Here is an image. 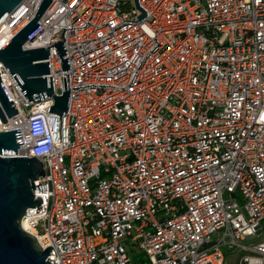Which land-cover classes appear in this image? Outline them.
<instances>
[{
  "label": "built area",
  "instance_id": "built-area-1",
  "mask_svg": "<svg viewBox=\"0 0 264 264\" xmlns=\"http://www.w3.org/2000/svg\"><path fill=\"white\" fill-rule=\"evenodd\" d=\"M40 1L0 23V48ZM132 1L51 0L23 44L65 28L69 69L53 45L45 61L66 115L0 63L17 110L0 131L44 170L20 223L50 264H264V0Z\"/></svg>",
  "mask_w": 264,
  "mask_h": 264
},
{
  "label": "water",
  "instance_id": "water-1",
  "mask_svg": "<svg viewBox=\"0 0 264 264\" xmlns=\"http://www.w3.org/2000/svg\"><path fill=\"white\" fill-rule=\"evenodd\" d=\"M51 0H41L31 19L0 48V63L11 75L27 101H38L52 98L53 104L45 111L56 115H66L69 101V87L61 91L60 95L53 93L51 76L49 74V48L55 47L62 71L69 69L67 57L62 46L64 27L61 33L63 41H56L50 47L24 49L23 44L40 27L38 20ZM22 0H0V23ZM139 8V7H138ZM141 15L144 11L139 8ZM47 76V77H46ZM7 116L17 113L12 100L9 98L0 78V120L6 121ZM16 130V129H15ZM0 131V264H50L47 255L51 246L41 249L35 236L24 230L21 218L28 208L36 207L39 210L41 199L34 195V181L44 175L43 163L39 158L30 156H12L16 149L22 147L20 131ZM37 190L44 192L43 185H35ZM55 254V253H54ZM50 260V259H49ZM54 264V263H53Z\"/></svg>",
  "mask_w": 264,
  "mask_h": 264
},
{
  "label": "bare ground",
  "instance_id": "bare-ground-1",
  "mask_svg": "<svg viewBox=\"0 0 264 264\" xmlns=\"http://www.w3.org/2000/svg\"><path fill=\"white\" fill-rule=\"evenodd\" d=\"M21 226L24 230L28 231L29 233H33V230L28 226V223L26 221H22Z\"/></svg>",
  "mask_w": 264,
  "mask_h": 264
},
{
  "label": "rangeland",
  "instance_id": "rangeland-1",
  "mask_svg": "<svg viewBox=\"0 0 264 264\" xmlns=\"http://www.w3.org/2000/svg\"><path fill=\"white\" fill-rule=\"evenodd\" d=\"M131 3L133 4V1L131 0Z\"/></svg>",
  "mask_w": 264,
  "mask_h": 264
}]
</instances>
